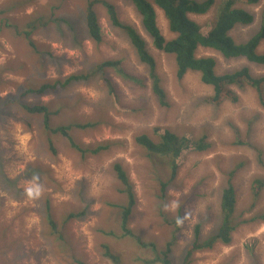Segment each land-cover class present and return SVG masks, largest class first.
Returning <instances> with one entry per match:
<instances>
[{
    "label": "rangeland",
    "instance_id": "rangeland-1",
    "mask_svg": "<svg viewBox=\"0 0 264 264\" xmlns=\"http://www.w3.org/2000/svg\"><path fill=\"white\" fill-rule=\"evenodd\" d=\"M89 1H97L93 9L100 24L99 44L85 28ZM100 1L113 5L120 24L145 41L165 105L154 97L147 67L123 29L110 23ZM214 1L206 14L189 16L205 33L221 0ZM263 6L264 0L244 6L254 23L231 30L235 42H245L258 30ZM155 11L162 35L171 39L161 10ZM0 12V264H77L72 257L82 264H113L104 257L102 245L121 264H160L156 258L176 227L169 258L172 264H183L194 226L201 225V241L218 228L220 198L232 170L235 216L248 220L264 213V108L252 90L232 88L236 104L207 105L211 87L196 72L176 78L173 57L152 47L140 16L126 0H0ZM258 52L264 54V41ZM196 54L213 57L219 75L245 67L254 77H264V66L244 59L226 60L205 49ZM105 61L117 62L143 85L112 68L98 69ZM70 76L78 78L65 87L44 95L27 93ZM34 106L47 108V126L42 113L27 112ZM232 126L248 146L237 144ZM57 128H66L67 134ZM164 130L191 140L206 137L210 147L202 153L185 152L162 202L152 176L155 167L135 138L145 135L156 142ZM97 147L101 150L92 154ZM115 165L126 173L136 199L129 229L155 248H141L134 237L121 238L118 208L126 205L127 197ZM254 180L263 183L256 201ZM81 211L84 215L62 232L70 248L63 251L49 235L48 217L60 229L65 217ZM165 217H179L177 225H165ZM191 259L190 264H264V221L241 226L230 244H216Z\"/></svg>",
    "mask_w": 264,
    "mask_h": 264
},
{
    "label": "trees",
    "instance_id": "trees-1",
    "mask_svg": "<svg viewBox=\"0 0 264 264\" xmlns=\"http://www.w3.org/2000/svg\"><path fill=\"white\" fill-rule=\"evenodd\" d=\"M129 1L137 14L141 18V25L145 33L150 37L152 47L166 55L173 57L175 64V76L178 80H182L189 72H196L200 76L202 84L211 87L212 95L204 99L207 105L219 107L224 102L236 104L238 95L232 88L239 91L245 89L252 90L261 107L264 108V77H254L249 69L242 67L239 70L227 73L217 74L215 71L216 61L213 57L204 56L197 57L199 49L212 50L220 54L224 59H244L249 63L264 66V54L258 52V48L264 41V6L259 17L258 30L245 42L237 43L229 34L235 27H249L254 23V16L245 10L244 6H254L260 3V0H221L215 10L214 19L211 22L209 30L205 33L201 27L191 20L189 16H201L206 14L215 4L214 0H205L197 2L193 0H126ZM97 1H89L85 13V28L91 41L99 44L101 41V30L99 20L93 7ZM100 4L106 9L110 23L122 28L127 38L130 41L136 56L148 70V77L152 81L151 90L160 105H165V95L159 84L156 73L155 61L147 50L145 41L141 38L134 29L124 27L117 19L116 11L113 5L100 1ZM155 8L161 10L164 19L166 20L168 30L173 37L166 39L157 25ZM0 14H2L0 12ZM31 29H34L33 23L28 24ZM44 26L45 24H41ZM11 27V25H8ZM28 27V28H29ZM31 44V42H29ZM112 68L114 72L121 73L124 71L118 67L117 62L105 61L99 65L98 69ZM125 74V73H124ZM127 79L143 85V80L130 77L125 74ZM78 77L70 76L60 80H54L51 83H45L36 89L28 90L29 92L40 91L39 94L44 95L48 91H54L57 88L67 86L69 83L76 80ZM26 109V108H25ZM30 114H43L44 125L47 126V108L45 106H34L27 108ZM233 127V126H232ZM238 145L248 146L247 140H239V131L236 127L232 128ZM66 128H57L56 132L66 133ZM206 137L191 140L187 137H180L168 130L159 135L157 141H152L147 136H139L135 138V142L142 148L147 159L154 165L153 178L159 184V199L165 202L167 198V188L176 179L180 169L179 162L185 152L202 153L205 152L210 144L206 142ZM100 147L91 151L96 154ZM55 152V151H54ZM262 163V162H261ZM161 168V169H160ZM116 178L121 182L123 190L121 191L127 197L126 205L119 207L118 220L122 230L121 238L128 237L136 238L138 245L141 248H155L154 244H147L135 237L132 230L129 229V221L136 203L135 195L132 187L129 184L128 177L120 165L114 166ZM235 170L230 171L227 176L226 186L222 190L220 198V224L216 231L204 241H201V225L197 224L193 228L192 243L186 248L183 264H190L191 257L194 253L210 250L214 245H228L231 242V236L241 226L255 222L256 220L264 221V213L256 215L248 220H241L235 216L236 191L232 183V176ZM160 174V175H158ZM164 178V179H162ZM263 187L261 180H254L252 183V196L256 201ZM85 211L80 213H70L61 221L60 229H57L53 220L48 217L51 225V233L49 234L57 243L60 244L61 250H69L67 236L62 232L75 219H80ZM177 217L175 220L164 218L163 223L167 226L177 225ZM179 228L176 227L171 234L170 239L164 245L161 251V257L156 258L155 263L172 264L169 258L172 252V247L175 239L178 236ZM102 245V244H101ZM104 257L110 260L113 264H121L120 258L114 255L109 247L102 245ZM72 253V251H71ZM77 264L80 263L76 258L72 257Z\"/></svg>",
    "mask_w": 264,
    "mask_h": 264
},
{
    "label": "bare ground",
    "instance_id": "bare-ground-1",
    "mask_svg": "<svg viewBox=\"0 0 264 264\" xmlns=\"http://www.w3.org/2000/svg\"><path fill=\"white\" fill-rule=\"evenodd\" d=\"M179 212V211H178ZM7 257V256H6Z\"/></svg>",
    "mask_w": 264,
    "mask_h": 264
}]
</instances>
